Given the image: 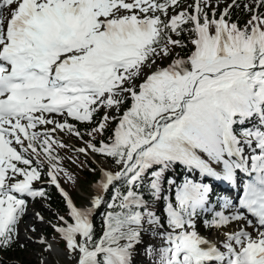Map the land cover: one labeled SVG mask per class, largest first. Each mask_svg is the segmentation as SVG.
<instances>
[{"label": "snow or ice", "instance_id": "6c2138e0", "mask_svg": "<svg viewBox=\"0 0 264 264\" xmlns=\"http://www.w3.org/2000/svg\"><path fill=\"white\" fill-rule=\"evenodd\" d=\"M38 183L51 264H264V0H0V251Z\"/></svg>", "mask_w": 264, "mask_h": 264}, {"label": "rangeland", "instance_id": "374dc122", "mask_svg": "<svg viewBox=\"0 0 264 264\" xmlns=\"http://www.w3.org/2000/svg\"><path fill=\"white\" fill-rule=\"evenodd\" d=\"M58 137L63 140L66 139V135L63 133H59ZM67 141L68 143H70V146H75V147L83 146L82 142L75 143L73 140H69V139H67ZM62 151L64 153V158H65L64 161L66 162L64 167L69 169L73 174L78 175L80 178V170H79V167H77V165L79 164L78 163L79 160L77 161V164H72L69 160V157H72L73 159H75L76 153L70 150H65V149H62ZM92 159L99 164L100 158L95 157ZM45 181H47V178L45 179ZM61 183L64 186L65 190L68 191L70 194L68 183H66L63 180H61ZM81 183H82V180L80 178L79 187L77 189L80 192V194L85 196L86 192L88 191V187L91 183L86 188H82ZM44 184H47V183H43V184L38 183L36 186L42 187ZM26 199L28 201V208H27V212H26V215L22 223L19 225L20 235H19V239L16 241L18 245H24V247L22 248L26 250V255L23 250L21 256L18 258H15L13 261L17 264H41V261L43 260L45 261V264H51L53 260V256L44 252L42 250V245H40L36 241H37V238L41 236L46 237L50 242L53 240L54 237L56 238V240L59 241V237H56V234L53 232V229L48 225V223L46 222L41 223L40 221H38L35 218V213L39 212L41 215L45 217V221H52V223L56 222L55 221L56 213L51 210L50 206L47 204L45 200H41V199L32 200V198L30 197ZM83 201H84V198L81 199L79 203H76L75 201L74 202L77 205H80L81 203H83ZM28 217H32L34 220L36 219L39 223L38 224L39 226L36 224V226L34 227L36 229L35 232H32L29 230V228H27L26 219ZM30 223H35V221L29 222L28 225ZM59 247L63 248L64 244L62 246L59 245ZM60 264H71V259L69 258L68 260H65L63 257H61Z\"/></svg>", "mask_w": 264, "mask_h": 264}, {"label": "trees", "instance_id": "16d2710c", "mask_svg": "<svg viewBox=\"0 0 264 264\" xmlns=\"http://www.w3.org/2000/svg\"><path fill=\"white\" fill-rule=\"evenodd\" d=\"M236 15H240L239 12L236 13ZM247 17H245L246 19ZM102 114V113H101ZM78 127L80 128L81 131H86L88 130L91 125L89 124H79ZM66 135V134H65ZM67 139H69V137L66 135V139H64L65 142H68ZM85 140L88 139L87 136L84 137ZM99 139V137H98ZM70 140H73L75 143H81L80 140H78L75 136L71 137ZM57 152L59 153V155L63 158V164L65 165V158H64V153L62 151V149H57ZM98 158H100L99 156H97ZM81 162H84V167L83 169H80V178L82 180L81 183V187L82 188H86L90 183H92L95 179H97V174L92 173L90 171V169L92 167H96L99 168L100 164H98L97 162H95L91 157H84L83 155L80 156L78 163L80 164ZM47 177H44V180ZM42 187H44L46 189V191L48 192V194L51 197V200L46 201L47 204L50 206L51 210L55 213H58L60 215H64L65 214V201L63 200L62 196L60 195V193L58 192V190L53 187L50 184H44ZM69 187V191H70V195L71 197L74 199V201L76 203H79L81 199L84 198V196L82 194H80V192L78 191V187H74L70 184H68ZM103 212V209H101V213ZM101 215L97 214L95 219H96V223L99 225L101 223ZM59 245L62 246L63 245V241L59 242ZM23 248L21 247V245H18L16 242L15 244L8 250L6 251H0V259H3L5 261L10 262V264H17L15 263L13 260L15 258H18L21 256L22 252H23ZM24 253L26 255V250H24Z\"/></svg>", "mask_w": 264, "mask_h": 264}, {"label": "bare ground", "instance_id": "6f19581e", "mask_svg": "<svg viewBox=\"0 0 264 264\" xmlns=\"http://www.w3.org/2000/svg\"><path fill=\"white\" fill-rule=\"evenodd\" d=\"M217 183H219V182H217ZM220 184V183H219ZM219 190H221V191H223V189H221L220 187H219ZM30 219V220H29ZM35 221V223H30L29 225H28V223L29 222H34ZM26 224H27V228H34L35 226H36V224L38 225L39 223H38V221L35 219H33L32 217H28L27 219H26ZM39 226V225H38Z\"/></svg>", "mask_w": 264, "mask_h": 264}]
</instances>
